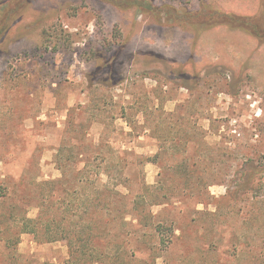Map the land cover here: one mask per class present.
Segmentation results:
<instances>
[{
    "label": "rangeland",
    "instance_id": "obj_1",
    "mask_svg": "<svg viewBox=\"0 0 264 264\" xmlns=\"http://www.w3.org/2000/svg\"><path fill=\"white\" fill-rule=\"evenodd\" d=\"M25 2L0 48V264H264V43L216 25L264 0Z\"/></svg>",
    "mask_w": 264,
    "mask_h": 264
},
{
    "label": "trees",
    "instance_id": "obj_2",
    "mask_svg": "<svg viewBox=\"0 0 264 264\" xmlns=\"http://www.w3.org/2000/svg\"><path fill=\"white\" fill-rule=\"evenodd\" d=\"M25 1H27V0H9L5 3V5L0 4V48L7 44V42L5 41L1 45L2 40L8 34L10 28L13 25V22L18 18L20 13L25 9V6L27 4ZM106 1H110L112 3L121 5V4H124L126 0H106ZM136 1L137 0H134V2H136ZM201 14L202 13L197 12L194 15L198 16ZM218 14L220 16L227 17V19L226 18L220 19L216 25H224V26H228L230 28L239 29V30L243 31L245 34H248L250 36L257 38L261 43H264V16L262 14L261 9H259V11L254 15L225 13L221 10L218 11ZM92 152H93V150H92ZM124 153H127V152H124ZM108 158H111V157H108ZM127 159H128L127 156L118 158L117 164L120 165L123 163L125 165V163H127ZM103 161L107 163L106 167L104 166V169H103L104 171L100 172V171L96 170L97 172H95V176L105 174V173H107V171H109V169H108V166L110 165L109 160L104 159ZM112 163H114V161ZM250 168H251L252 172L249 174H246L244 176V180L250 181L257 174L264 173V168H261L255 164H250ZM105 176H108V175H105ZM143 185L145 187L144 183H142V186ZM102 187L105 191H107V189L109 188V187H107L105 182L102 183ZM118 193H120V192L117 191L116 194H118ZM129 195L130 194H127V193L123 194V196H125V197H129ZM121 196H122V194H121ZM131 197H132V200L135 199V201H136V198H137L136 195H132ZM93 203L97 206L101 205L102 208H104V207L108 208V206H109V208H111V202H105L104 203L101 201L100 198L99 199L95 198L93 200ZM154 204L155 203H152L150 205H154ZM145 215H151L152 216L150 210H147ZM34 221H36V220L35 219H28V222H34ZM54 224H55V222H48L44 226H45L47 231H50ZM95 225H96L95 222L92 226L89 224L90 233H91L92 229L95 228ZM152 227H154L155 232L159 235V238H160L159 241L164 244L166 241L163 238V236H164L163 232H162L163 225H160L159 223H157V224H154ZM46 230H45V232H46ZM28 232H37V228L33 227V229H30V231H28ZM67 234H68L67 231H64V229H62V230L59 229V230L54 231L52 236L48 235L49 237H47L45 240L46 241H56V240H61V239L66 240L68 243V246H69L70 253H74L77 248L83 249L84 247L87 246V241L89 238L87 237V238L83 239L82 233H75V235H73V237H69ZM89 242H90V240H89ZM92 249L97 250L95 246H93Z\"/></svg>",
    "mask_w": 264,
    "mask_h": 264
}]
</instances>
